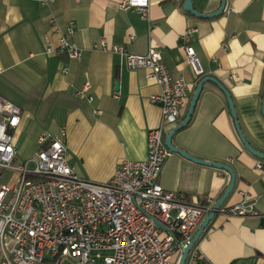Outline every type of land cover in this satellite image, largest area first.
<instances>
[{
    "label": "crops",
    "instance_id": "crops-1",
    "mask_svg": "<svg viewBox=\"0 0 264 264\" xmlns=\"http://www.w3.org/2000/svg\"><path fill=\"white\" fill-rule=\"evenodd\" d=\"M185 1L150 0L143 18L122 9L123 0H0V96L22 111L13 132L17 160L32 158L27 148L37 152L43 133L57 134L63 127L68 162L85 179L108 182L123 160L147 158L148 132L161 122V107L151 99L160 87L147 80L145 69L127 68L123 55L95 49L102 38L131 54L155 49L172 74L187 79L190 90L181 119L199 81L216 78L231 92L247 140L264 153V0H227L225 10L210 18L187 12ZM221 2L193 0L204 14L218 10ZM70 21L75 22L73 40L82 49L81 60L57 49L47 53V47L58 46ZM188 43L200 60L201 76L187 63ZM86 82L88 95L78 94ZM173 143L197 158L233 168L236 183L224 205L245 199L256 203L253 216L215 215L197 242L206 264H264V172L242 144L217 84H204L190 122ZM159 182L189 199L210 196L217 203L230 175L174 153Z\"/></svg>",
    "mask_w": 264,
    "mask_h": 264
},
{
    "label": "built area",
    "instance_id": "built-area-1",
    "mask_svg": "<svg viewBox=\"0 0 264 264\" xmlns=\"http://www.w3.org/2000/svg\"><path fill=\"white\" fill-rule=\"evenodd\" d=\"M120 7L147 18L150 0H123ZM74 33L75 22L70 21L58 46L47 47V53L57 49L71 60H81ZM190 36L189 30L185 37ZM94 48L123 55L127 68L145 69L147 80L160 87V93L151 97L161 107V122L148 132V156L123 160L108 182L85 179L68 162L63 127L57 134L43 133L35 156L17 164L13 132L22 111L0 96L1 264H178L216 204L210 196L189 199L159 182L166 161L174 154L165 144V135L181 120L190 90L187 79L172 74L155 49L147 55L131 54L123 46L109 45L105 38ZM185 50L187 63L201 76L193 46L188 43ZM90 88L86 82L78 94L87 96ZM256 168L264 172V159H257ZM6 173L12 176L4 180ZM255 204L248 199L233 206L223 204L216 215L253 216ZM206 263L196 243L186 264Z\"/></svg>",
    "mask_w": 264,
    "mask_h": 264
},
{
    "label": "water",
    "instance_id": "water-1",
    "mask_svg": "<svg viewBox=\"0 0 264 264\" xmlns=\"http://www.w3.org/2000/svg\"><path fill=\"white\" fill-rule=\"evenodd\" d=\"M226 4H227V0H222L221 6L219 7V9L212 12V13H209V14H204V13L197 11L194 7L193 0H186L184 3V8L187 12L193 14L196 17L210 18V17L220 15L225 10ZM207 82H213V83L217 84L225 93V95L227 97L228 104H229V108H230V111H231V114H232V117L234 120V124H235L236 130H237V133H238L240 140H241L242 144L244 145V147L255 157L260 158V159H264V153L259 152L250 144V142L247 140V138H246V136H245V134L241 128V125H240V122L238 119V114H237V111L235 108V104H234L231 92L224 85H222L216 78H214L212 76L203 77L197 85V88L194 92V95L190 101L188 111L184 117V120L182 121L181 124H179L177 127L173 128L171 131L168 132V134L166 135V138H165V144L172 152L178 153L181 156H183V157H185V158H187V159H189L195 163L214 167V168L226 171L230 175V182H229L227 189L225 190L224 194L221 196V198L218 200V202L214 205L213 209L208 214V216L205 218V220L203 221V223L201 224V226L199 227V229L195 233L194 237L192 238V240L184 248L178 264H186V261H187V258H188V255H189L191 249L199 241V239L203 235L205 229L207 228L209 223L215 217L217 210L224 204L226 199L233 192L234 187H235V183H236V174H235V171L233 170V168L231 166L224 164V163L213 162V161L197 158V157L193 156L192 154H190L189 152H187L186 150L179 148L178 146H176L173 143V139L176 136V134L178 132H180L183 128H185L187 126V124L190 122L192 115H193V112H194V109H195V106H196L197 101L199 99V96L202 92L203 86ZM117 87H118V82L116 83V88ZM263 95H264V92H263ZM262 114L264 116V99H263V105H262ZM157 224L159 226H161V224L159 222H157Z\"/></svg>",
    "mask_w": 264,
    "mask_h": 264
},
{
    "label": "rangeland",
    "instance_id": "rangeland-1",
    "mask_svg": "<svg viewBox=\"0 0 264 264\" xmlns=\"http://www.w3.org/2000/svg\"><path fill=\"white\" fill-rule=\"evenodd\" d=\"M18 142H19V146H22V145H23L22 141H18ZM28 149H29V150H28ZM27 150L29 151L28 154H31V157H32V156H35V154L37 153V152H35V148H34L33 146H29V147L27 148ZM25 159H26V158H24L23 156H21V157L18 158V160H17L16 163H17V164L22 163ZM11 176H12L11 173H6L5 176H4V180L10 178ZM65 264H68V263L66 262Z\"/></svg>",
    "mask_w": 264,
    "mask_h": 264
},
{
    "label": "trees",
    "instance_id": "trees-1",
    "mask_svg": "<svg viewBox=\"0 0 264 264\" xmlns=\"http://www.w3.org/2000/svg\"><path fill=\"white\" fill-rule=\"evenodd\" d=\"M183 120H184V118H182V119L180 120L179 124H181Z\"/></svg>",
    "mask_w": 264,
    "mask_h": 264
}]
</instances>
